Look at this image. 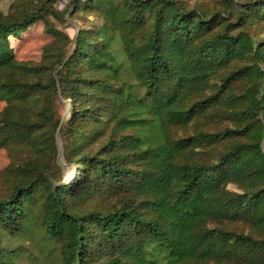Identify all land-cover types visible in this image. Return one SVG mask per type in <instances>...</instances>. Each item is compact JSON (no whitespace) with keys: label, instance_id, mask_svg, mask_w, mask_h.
Wrapping results in <instances>:
<instances>
[{"label":"trees","instance_id":"trees-1","mask_svg":"<svg viewBox=\"0 0 264 264\" xmlns=\"http://www.w3.org/2000/svg\"><path fill=\"white\" fill-rule=\"evenodd\" d=\"M55 1L0 11V150L11 156L0 229L17 235L34 217L61 244L59 264H264V236L234 228L264 229V0L209 13L70 0L108 22L74 41L49 30L72 44L49 65L16 60L8 38L60 19ZM58 94L71 105L63 122ZM57 134L73 167L62 183ZM16 252L0 241V264Z\"/></svg>","mask_w":264,"mask_h":264},{"label":"rangeland","instance_id":"rangeland-1","mask_svg":"<svg viewBox=\"0 0 264 264\" xmlns=\"http://www.w3.org/2000/svg\"><path fill=\"white\" fill-rule=\"evenodd\" d=\"M186 7H197L202 11H224L227 5L236 4L244 0H178ZM40 0H0V11L5 15H10L15 11L29 9L38 6ZM52 9L57 12L60 19L48 15L46 20H39L24 31L18 33L17 37H9L10 48L14 57L18 61L33 63H52L54 57L59 53L67 54L72 49V44L55 39L53 32L55 30L67 36L71 41L77 32L81 29L100 30L103 28L107 19L104 13L93 8L88 10H79L73 12L70 0H56ZM256 41H264V31L256 37ZM118 41L113 43L118 47ZM5 101L0 100V111L3 109ZM71 109L70 100L64 99L58 94L54 101V116L60 122L69 119ZM55 144L57 148V164L59 171L57 173L60 183L67 180L73 173V167L68 165L63 158V142L61 137L55 135ZM264 150V142L262 143ZM23 154V153H21ZM11 162L10 154L5 150H0V170L4 169ZM2 187V185H1ZM228 189L239 192L235 186L229 185ZM37 214V213H36ZM35 215V211H34ZM240 232L251 233L255 237L264 236V229H251L243 224L235 225ZM0 241L9 248L15 249L17 264H59L61 258V244L54 239H48L44 233L34 225V217L27 223V229L17 235H8L4 229H0ZM223 264V263H210Z\"/></svg>","mask_w":264,"mask_h":264}]
</instances>
